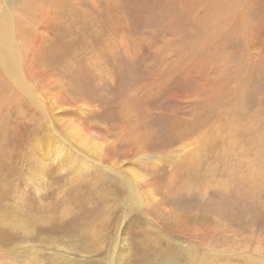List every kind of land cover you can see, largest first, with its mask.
Wrapping results in <instances>:
<instances>
[{
  "label": "rangeland",
  "instance_id": "obj_1",
  "mask_svg": "<svg viewBox=\"0 0 264 264\" xmlns=\"http://www.w3.org/2000/svg\"><path fill=\"white\" fill-rule=\"evenodd\" d=\"M0 42V264H264V0H0Z\"/></svg>",
  "mask_w": 264,
  "mask_h": 264
},
{
  "label": "bare ground",
  "instance_id": "obj_2",
  "mask_svg": "<svg viewBox=\"0 0 264 264\" xmlns=\"http://www.w3.org/2000/svg\"><path fill=\"white\" fill-rule=\"evenodd\" d=\"M3 20V19H2ZM12 30V29H11ZM10 31V30H9ZM2 36V35H1ZM6 37V36H5ZM3 38V37H2ZM12 38V37H11ZM1 43V42H0ZM17 47V46H16ZM11 50V49H10ZM7 57V56H6ZM13 57V56H12ZM10 61H12V62H14L13 60H12V58L10 59ZM3 66V65H2ZM4 66H6L5 64H4ZM10 67H11V65H10ZM10 67H8L9 69H10ZM6 68H7V66H6ZM14 67H13V70L12 71H14ZM16 70V69H15ZM8 71V70H7ZM8 74V73H7ZM15 74V73H14ZM11 76V75H10ZM16 76V75H15ZM14 79H15V77H14ZM16 80V79H15ZM18 80V79H17ZM13 82V81H12ZM254 257V256H253ZM256 257V256H255Z\"/></svg>",
  "mask_w": 264,
  "mask_h": 264
}]
</instances>
